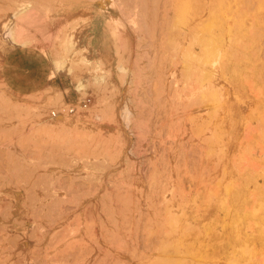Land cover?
<instances>
[{"label":"rangeland","instance_id":"obj_1","mask_svg":"<svg viewBox=\"0 0 264 264\" xmlns=\"http://www.w3.org/2000/svg\"><path fill=\"white\" fill-rule=\"evenodd\" d=\"M177 2L0 0V264L179 260L167 208L203 206L223 166L193 130L210 103ZM235 15L254 119L231 170L263 188L264 0Z\"/></svg>","mask_w":264,"mask_h":264},{"label":"bare ground","instance_id":"obj_2","mask_svg":"<svg viewBox=\"0 0 264 264\" xmlns=\"http://www.w3.org/2000/svg\"><path fill=\"white\" fill-rule=\"evenodd\" d=\"M178 2L180 18H186L193 38L182 59L206 85L210 103L207 114L193 118V130L220 156L223 167L203 206H168L167 234L180 257L175 264H236L235 260L247 264L256 254L264 257V187L252 183L258 174L231 170L246 149L239 137L254 119L244 110L254 101V91L244 76V51L236 47L244 37L243 19L235 15L237 0ZM235 49L237 59L232 56ZM217 61L224 65L219 67Z\"/></svg>","mask_w":264,"mask_h":264},{"label":"built area","instance_id":"obj_3","mask_svg":"<svg viewBox=\"0 0 264 264\" xmlns=\"http://www.w3.org/2000/svg\"><path fill=\"white\" fill-rule=\"evenodd\" d=\"M83 107H86V104L84 103L82 105ZM75 107L74 105L68 104V107L63 109L62 113L69 115V114H73L75 112ZM55 116H57V114L54 113ZM60 115V113L58 112V116Z\"/></svg>","mask_w":264,"mask_h":264},{"label":"crops","instance_id":"obj_4","mask_svg":"<svg viewBox=\"0 0 264 264\" xmlns=\"http://www.w3.org/2000/svg\"><path fill=\"white\" fill-rule=\"evenodd\" d=\"M30 78V77H29ZM44 77H41V79H43ZM28 79V78H27Z\"/></svg>","mask_w":264,"mask_h":264}]
</instances>
